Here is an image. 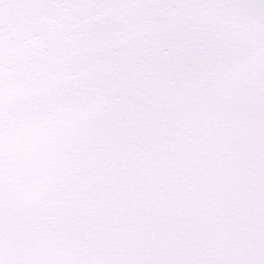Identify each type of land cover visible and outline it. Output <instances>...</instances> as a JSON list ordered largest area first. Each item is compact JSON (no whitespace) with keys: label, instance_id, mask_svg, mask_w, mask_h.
Here are the masks:
<instances>
[{"label":"snow or ice","instance_id":"1","mask_svg":"<svg viewBox=\"0 0 264 264\" xmlns=\"http://www.w3.org/2000/svg\"><path fill=\"white\" fill-rule=\"evenodd\" d=\"M0 264H264V0H0Z\"/></svg>","mask_w":264,"mask_h":264}]
</instances>
